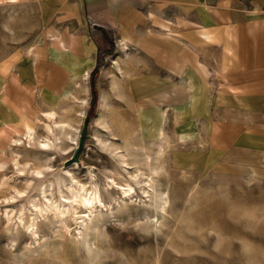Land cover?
I'll list each match as a JSON object with an SVG mask.
<instances>
[{
	"label": "rangeland",
	"instance_id": "rangeland-1",
	"mask_svg": "<svg viewBox=\"0 0 264 264\" xmlns=\"http://www.w3.org/2000/svg\"><path fill=\"white\" fill-rule=\"evenodd\" d=\"M43 29L38 0H0V80L22 56L31 54L30 48L43 42ZM117 46L114 44L110 54L99 59L93 87L91 73L87 71L82 78L84 88L74 90L81 100L87 98L88 103L74 102L68 95L56 108L45 109L39 116L0 127V163H5V167H0V179L6 174L13 178L12 184L23 188L24 178L30 177L33 185H37L28 188L18 199L10 197V193H15L13 189H0V264H23V261H26L24 264H264V97L244 102L220 94L211 96L193 80L172 75L157 76L158 85L154 86V78L149 75L153 71L135 46L130 49L123 42L118 46L125 50L123 53H119ZM122 65L126 70L132 68V76L126 78L131 70L124 72ZM87 74L89 77L85 79ZM161 95L167 99L162 103L163 109L159 108ZM102 103L106 104L105 109ZM49 111L60 114L58 119L77 122H72L75 128L66 137L49 134L54 150L43 151L40 142L48 135L42 124L46 122L43 113ZM103 123L108 127H103ZM27 126L36 130L35 144L31 141L34 145L26 137ZM242 130L261 140L253 143L236 139ZM20 137V144L16 145L14 140ZM159 144L164 151L157 161L162 166L158 176L160 185L150 194L154 195L157 188L165 189L170 204L168 216L162 219L163 225L153 234L141 217L143 202L150 198L144 196L129 173L134 170L135 162L144 158L145 150L156 156ZM100 146L110 148L109 152H103ZM111 148L117 152L111 154ZM18 154L22 163L29 159L28 165L16 166L14 158ZM123 158L128 164L118 162ZM18 166L24 169L23 174ZM35 166L41 167L42 176L32 172ZM118 169L123 176L117 175ZM108 175L122 184L132 182L137 197L122 202L121 208L115 205L112 197H119L123 192L120 188L104 187L111 181ZM71 176L86 183L89 189L97 183L103 201L116 208L117 218L111 220V226L99 228L89 241L73 236L77 216H86L87 208L70 200L63 201L58 194L60 187L71 195L65 185L76 186ZM41 182L44 189L50 187L48 194L38 190ZM45 195L71 205V214L66 219L71 233L64 232V235L60 229L54 230L50 213L44 215L48 219L41 215L33 218L38 231L50 232L49 238L39 232L40 243H48L52 250L47 256L38 250V243L35 247L34 243L29 245L30 251L23 248L32 230L25 227L32 223V217L39 215L30 200L36 199L45 205L48 203ZM7 206L14 213L15 221L24 208V222L18 220V224L8 225L5 222ZM13 237L16 238L14 247L9 245ZM34 248L37 253L32 255Z\"/></svg>",
	"mask_w": 264,
	"mask_h": 264
},
{
	"label": "crops",
	"instance_id": "crops-1",
	"mask_svg": "<svg viewBox=\"0 0 264 264\" xmlns=\"http://www.w3.org/2000/svg\"><path fill=\"white\" fill-rule=\"evenodd\" d=\"M38 3L43 42L2 75L1 128L56 108L114 44L123 42L140 52L153 71L149 75L154 86L157 76L172 75L193 80L211 96L244 102L264 97V0ZM118 48L119 53L125 51ZM122 67L131 70L126 78L132 76V68ZM158 99L163 109L166 96ZM242 131L236 139L261 140Z\"/></svg>",
	"mask_w": 264,
	"mask_h": 264
},
{
	"label": "bare ground",
	"instance_id": "bare-ground-1",
	"mask_svg": "<svg viewBox=\"0 0 264 264\" xmlns=\"http://www.w3.org/2000/svg\"><path fill=\"white\" fill-rule=\"evenodd\" d=\"M123 45H125V44H123ZM126 47L127 46H125V48ZM89 74H90V72H89ZM89 74H87V77H85V79H88ZM83 86H84V84H83V79H82L77 84V91L82 90L84 88ZM70 98H72L74 100V102H77V103H82V104L84 102L88 103L86 101L87 98H86V100H85V98L83 100H81L78 97V95L75 94V92H73L71 94ZM104 100H105V97L102 95L101 96V102H103ZM102 104H103V108H104V106L106 104H104V103H102ZM84 108H85V106L83 107V109ZM103 108H102V111H104ZM80 112H81V110H80ZM43 114H45L46 122H43L42 124H45V128H46V131L48 132V135L44 137V140H42L41 142L39 141L40 143H42V147H40V148L43 151H45V150L46 151H48V150L53 151L54 150L53 149L54 145H52L53 142L51 143V139H52L51 137L52 136L50 137L49 134H52V135H56L57 134V136L63 134V136L65 135L64 137H66V136H68V134L71 133L72 129L75 128V127L72 124L73 121L71 122V120L68 121V120L58 119V117H60V114L58 116V113L56 111H49V112H45ZM81 114H82V112H81ZM76 122H77V120H76ZM76 122L75 123L73 122V123L76 124ZM78 123H79V121H78ZM106 125L107 124L103 123V127L107 128L108 126H106ZM25 129H26L25 130V134H26V137L30 140V141H28L29 144H30L31 141H33L36 138V137H34L35 136L34 132L36 130H34L30 126H27ZM21 138L22 137H20L19 139H15L14 140L17 143L16 145L20 144L19 142H20ZM41 139H43V137ZM21 141L23 142V140H21ZM56 141H55V144H56ZM32 143H34V141ZM32 143H31V145L35 144V143L34 144H32ZM59 145H60V143H59ZM129 145H131V144H129ZM57 146H58V144H57ZM131 146H133V145H131ZM135 146H137V144ZM65 148L66 147H64V149ZM100 148H101V150L103 152H107L110 149V148L108 149V147H106V146H100ZM62 150L60 149V151H62ZM116 150H117L116 148H114V149L111 148V152L110 153L114 154L115 152H117ZM57 151H59V150H57ZM145 151H144V158H142L140 160H137L135 162V168H134V170L132 172L129 173V175H130L131 180L134 181L139 186V190L144 194V196L146 195V197L150 198L148 202L147 201L143 202L144 197L143 196L140 197L142 199V202L144 203V205H143L144 206V212H143L141 217H143L145 219L146 224H148L149 229L154 234L156 231H158V229H160L161 225H163L162 219L166 218V216H168V213H169L168 207H169L170 203H169L168 192L165 189H160V188L158 189L157 188V190L155 191L154 195L150 194V191L152 189H156V186L160 185L158 183V176L161 174L162 166L157 165V161L159 160L160 156L164 152L163 151V145H161V144L158 145L156 156H153L149 152H145ZM18 156H19V154L17 155V157L15 156L16 158H14L16 166L20 165L22 163V160L20 159L21 160L20 161L18 159ZM122 156H125V155H122ZM136 157H137V155H136ZM118 158L120 159V156ZM23 159H25V158H23ZM120 161L123 162V163H127L128 164L127 159L125 160L123 158L121 160H118V162H120ZM23 162L24 163H22V164H25V163L27 164L29 162V159L27 158V159L23 160ZM0 167L1 168L5 167V163L1 162L0 163ZM18 168H19V166H18ZM31 170H32L33 173L36 174L37 177L42 176V173H44V172H42L41 167H38V166H35ZM18 171L21 172V171H24V169L19 168ZM117 175L123 176L122 172L119 169L117 170ZM32 177L34 178V176H32ZM107 178L110 179L111 181L107 180L108 182H106L104 184V187H106V189L108 188V189L117 190V189L120 188V190L123 192V194H121V195L119 194L120 195L119 197H112V199H113L112 201H114V204L117 205L118 207L120 206L119 208L122 207V205H121L122 202L129 201V200H132L134 197H137V189H136V187L134 186V184L132 182L127 181L125 184H122V183H119L116 180V178L113 177V176H109L108 175ZM11 180H13V178L11 179V177H9L8 175H6V174L2 175V177L0 179V189H6V190L7 189L8 190L9 189H13L14 192H15L14 195H12V193H10L11 195L9 194L10 197H12V198H17L18 199V198H20V197H22L24 195V193L26 192V190L28 188L37 187V185L36 186L33 185L34 181H32V179H30V177L24 178V180H23L24 181V187L23 188H20L17 185L12 184ZM71 182L72 183H76V186L74 184L73 185L72 184H70V185L65 184L66 186H68V190L71 193V195H67L68 192H66L64 189H61L60 187L58 188V191H59L58 194H60V196L63 199V201H65V200L69 201L70 200V201H73L74 203L80 205L79 207L83 206V207L87 208V211H86L87 215L86 216H77V223H76L75 231L73 232V236H75V238H80V239L86 238L87 241H89L93 237L92 235L95 233V231H97L99 228L108 229L109 226H111V223H110L111 220L113 221V220H115V218H117V215H115V212H114L116 208L114 206H112L113 204H109V206H107V204L103 201V199H102L103 196H102L101 190L99 189L97 183H94L95 184V187L93 186L94 188L91 187L92 189H89V187L88 188L86 187V185H85L86 183L85 184L82 183L80 180H78L74 176L72 177V181ZM38 186H39L38 190H41L43 194H46V193L48 194V191H50V190L47 189L49 186H47L44 189V187H43L44 186V182H41ZM45 186H46V184H45ZM102 186H103V184H102ZM61 187H62V185H61ZM52 194H53V192H52ZM6 198H8V196ZM12 198L10 200H12ZM53 198H55V197H53ZM47 200H48V203H46V204L44 203L45 205H43V204L41 205V203L37 202L36 199L30 200V204L32 203V206H33L34 210H36L39 213V215H37L35 217H32V219L33 218L38 219V217L40 215H41V217L46 218L44 215L46 213H50V214H52V216H51L52 220L50 221V223H52V221H53V223L55 224V228H56L54 230L60 229V231H62V233H64V232H70L71 233L70 225L67 223V220H66L67 217L70 216V214H71V205L66 204L65 202L64 203L58 202L59 201L58 199H56V200H58V201H56L54 199L51 200L50 198L47 197ZM112 201H111V203H112ZM98 204H100L101 206H98ZM72 206H73V204H72ZM77 208H76V210H77ZM100 210H101V213L99 212ZM105 210H106V212H105ZM8 212L9 211H8V206H7L6 214H5L6 215L5 222L8 225L11 226L12 224H14V225L18 224V223H16L18 220H20V222H22V223L24 222V216H25V209L24 208L20 209L19 214L17 215L18 216V220H16V221H15L14 218H12V214L14 215V213L13 212L10 213L11 211L9 213ZM128 214L130 216L132 215L131 213H128ZM71 217H72V215H71ZM48 218L49 217H47L46 219H48ZM55 219H57L56 222H55ZM80 219H81V221H79ZM139 219H141V218L139 217ZM29 223H30V221H29ZM36 223L37 222L35 221V219H33L32 223H30L28 226L26 225V227H25L26 229H28V230L32 229V230H31V233H30V237L29 238L27 237L28 239L24 242L25 245H24L23 248H25V249L30 251L32 249H30L29 245L32 246V244L34 243L33 247H35V246H37V245H35V243H38V244H40L38 250L39 249L41 250L40 252H42L43 256H47L49 253L52 252V250L50 251L48 243H45V242L43 244L40 243V241H42V237L39 234V232L41 233V231H38V227H37ZM54 230H52V231H54ZM42 232H44V231H42ZM49 233H45V234L41 233V234H44L43 237L45 238V237L49 236ZM51 235H52V233H51ZM51 235H50V239L52 237ZM64 235H65V233H64ZM13 236L15 237L16 234H14ZM14 237L10 238V242H9V245H12L13 247H14V243L16 241V238H14ZM30 239H31V241H29ZM17 245H18V243H17ZM16 250H17V248H15V251ZM13 251H14V249H13ZM27 253H28V251H27ZM32 253H30V254L35 255V253H37V249L34 248V251H32ZM32 255H31V257H32ZM38 255L40 256L41 254H37L36 256H38ZM24 259H26V258H24ZM22 260L20 259V261H22ZM24 262H26V261H23V264H24Z\"/></svg>",
	"mask_w": 264,
	"mask_h": 264
},
{
	"label": "trees",
	"instance_id": "trees-1",
	"mask_svg": "<svg viewBox=\"0 0 264 264\" xmlns=\"http://www.w3.org/2000/svg\"><path fill=\"white\" fill-rule=\"evenodd\" d=\"M98 66H99V64L91 72V84H92V87L94 85L96 75L99 72V67ZM96 99H97V95H96V92H94V98H93L94 104L96 103ZM84 134H85V129L83 130V135H82V138H81V145H80L81 148H82L84 137H85ZM77 156H78V153L75 155V157H77Z\"/></svg>",
	"mask_w": 264,
	"mask_h": 264
}]
</instances>
